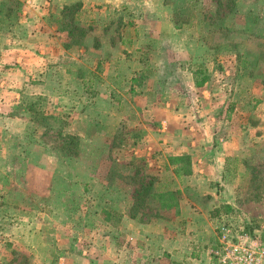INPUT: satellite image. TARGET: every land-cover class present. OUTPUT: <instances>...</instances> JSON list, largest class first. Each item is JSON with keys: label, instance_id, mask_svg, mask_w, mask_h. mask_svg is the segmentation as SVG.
<instances>
[{"label": "rangeland", "instance_id": "obj_1", "mask_svg": "<svg viewBox=\"0 0 264 264\" xmlns=\"http://www.w3.org/2000/svg\"><path fill=\"white\" fill-rule=\"evenodd\" d=\"M37 1L0 0V264H54L63 250L50 248L52 216L80 256L97 234L86 230L95 223L86 218L88 211L107 208L141 222L172 224L177 207L156 210L140 195L149 181L153 189L178 191L185 181L158 151L141 154L150 131L166 125V112L185 130L188 148L202 155L226 147L222 175L206 182L213 194L202 197L220 195L215 216L264 237V0H155L153 8L122 12L128 21L140 16L171 22L123 28V41L129 35L135 40L123 43L124 54L140 58L134 86L124 74V85H82L80 69L47 61L48 50H96L105 27L85 26L81 5L62 9L60 26L71 38L58 44L51 21L43 35L29 22L28 9ZM154 29L166 31L165 38L156 39ZM157 46L164 54L150 56ZM191 67L203 70L201 85L191 79ZM85 76L100 78L96 72ZM176 78L184 85L164 90ZM165 145L171 148L172 140ZM182 189L180 198L196 202L194 207L204 200L190 184ZM172 225L184 232L178 221ZM215 227L203 231L204 249L214 243Z\"/></svg>", "mask_w": 264, "mask_h": 264}, {"label": "crops", "instance_id": "obj_2", "mask_svg": "<svg viewBox=\"0 0 264 264\" xmlns=\"http://www.w3.org/2000/svg\"><path fill=\"white\" fill-rule=\"evenodd\" d=\"M154 1L155 0H49L45 2V5L43 0H38L37 5L33 6V8L29 7L28 9L29 12L32 13L29 22L34 27H38V29L42 27L41 31L39 32L38 30L35 34L39 33L43 35L48 34L47 30H45L46 21H51L53 27H51L49 32H52V40L56 39L58 44H60L61 41H63L61 38L67 37L69 38V43L71 38L70 32L60 26L61 21L59 16H61L64 6L79 3L77 8L81 5L80 9L82 13L86 14V20H83L85 26L91 28L98 24L101 27H105V32L102 30L103 28H101L99 36L95 40V44H98V48L96 50L92 47H89L88 50H60L58 53L48 50L46 55L47 61L53 58L54 62L59 66L68 67L74 65L72 69L74 68L77 71L80 69L82 73L84 72L82 85H122L126 81L127 85L134 86L138 85L137 81L142 73V71H140V58L137 57L138 60L136 61L132 54H124L123 43H131V41L135 40L129 35L128 40L123 41L124 38H127V35L124 37L123 28L130 25V30L132 26L133 30H137L138 27L144 29L145 27L149 28L150 26H156L159 22L168 25L171 22H169L170 19L168 17H163L166 19L164 20L159 19L162 17L140 18V16L130 18L128 21L126 17H121V13L132 11V9L139 10L143 6L146 8H153ZM97 7L100 11L96 10ZM94 11L98 12L99 21H97L98 19H96ZM50 16H52V18H50ZM49 18L50 20H48ZM26 20L24 22H26ZM20 21L22 22V20ZM96 21L99 23H96ZM167 31H169V29ZM153 32L155 33L154 36L156 39L160 37L159 35H164V38L166 36V31L163 30L155 31L154 29ZM159 32L161 33L159 34ZM70 45H74V43H70ZM161 50L166 49L157 46L156 50H151L152 52H150L149 55L155 58L156 56L161 57L162 54H164V51ZM128 52L130 53V50H128ZM2 56L4 57L3 54ZM18 57L19 59L22 58L19 55ZM34 59H37V61H39L38 64H40L43 57L37 55ZM90 61L94 63V66L90 69L91 71L88 69L90 68V66H88ZM188 66L187 69H189ZM194 70L195 69L191 67L190 75L192 80H195L193 76ZM93 72L98 73L100 78L98 77V79H95L94 77L92 80L89 76H85ZM120 74L126 76V80L122 83L120 81ZM107 78L110 81H108ZM141 84L143 85V81ZM164 85H166L163 86L164 90L176 91V85H184V79L181 78L178 80L176 78L173 83L168 84L167 82ZM180 88L181 86H179L178 90H180ZM168 106L171 105L168 104ZM165 116L164 123L166 125L161 124V129L158 127L157 130L153 129L150 131L148 135V144H146V149L148 148V150L142 151L141 154H148V151H158L159 156L165 157V160L168 155L187 153L191 156L192 173L187 176L179 177L178 179L185 181L182 185L178 184L176 188H179V191L182 192V188L186 186V184H190L192 188H196L198 195L204 200L202 202H197L198 204L194 207L193 205H195L196 202H193L185 195L183 198L179 199L177 205L178 210L175 211V213H178L172 224L178 221L179 225L182 224L181 228L184 232L179 234L177 230H172V226L174 225L170 222L167 223L166 221L159 220L141 222L139 219H135L136 217L133 218L130 215L121 213L120 224L118 226H112L104 220L101 209L99 212L88 211V217L86 218L88 220L94 218V225L96 226H88L86 230H92L93 233L97 232V234L90 239L89 243L86 245L84 251L86 252V256H80L72 249L71 239L67 235L59 233V227L55 221L57 219L52 216L53 219H51V225H49L52 231L50 248L55 251L60 248H62L60 250H63L62 253L60 252L62 255L57 258L54 264H197L198 256L206 258L202 242L205 239L204 236H206L209 231L211 232V228L215 227L219 219L215 214L218 213L217 209L222 205L220 202L223 201V199H221L220 195L217 196L216 194L210 198H203L202 196L213 194V190L209 189L206 182L219 180V176L222 175V171L224 170V155L226 154L222 151L226 150V147H221L223 150L215 149L210 154L204 153L201 155L195 152L188 148L187 140L184 139V136H181V134L184 133V129L175 126L174 114L172 112H166ZM160 137L171 139L173 144L171 148H167L165 145L166 139L163 143L160 142ZM200 172L202 174H200ZM199 204L201 205L199 206ZM39 224L40 225H37V232L35 234L38 247H40V242L43 238V235H41L42 233L39 231L42 223ZM189 229H191V231H189ZM203 231H207V233L205 234ZM96 242L98 243L97 245ZM48 261L51 264L53 259ZM42 264H45L44 261Z\"/></svg>", "mask_w": 264, "mask_h": 264}, {"label": "built area", "instance_id": "obj_3", "mask_svg": "<svg viewBox=\"0 0 264 264\" xmlns=\"http://www.w3.org/2000/svg\"><path fill=\"white\" fill-rule=\"evenodd\" d=\"M214 243L197 264H264V237L230 220L218 219Z\"/></svg>", "mask_w": 264, "mask_h": 264}, {"label": "trees", "instance_id": "obj_4", "mask_svg": "<svg viewBox=\"0 0 264 264\" xmlns=\"http://www.w3.org/2000/svg\"><path fill=\"white\" fill-rule=\"evenodd\" d=\"M79 3L66 5L63 7L64 9L72 10L77 8ZM73 11V10H72ZM202 69L198 68L193 71V75L196 78L195 83L196 85H201L203 83V79L199 78L203 73ZM66 146H69L68 144ZM168 165L172 166V171L176 177L187 176L192 173V160L191 156L187 153H182L178 155H168L167 156ZM178 190L174 189H153L152 183L149 181L148 185L142 189V193L140 195L145 198L151 199V202L155 204L156 210L157 209H168L172 207H177L178 201L180 199ZM219 209H217V212ZM101 213L103 214L104 220L111 224L112 226H118L121 222V217L114 211L102 208ZM131 217H135L134 214L130 215Z\"/></svg>", "mask_w": 264, "mask_h": 264}]
</instances>
